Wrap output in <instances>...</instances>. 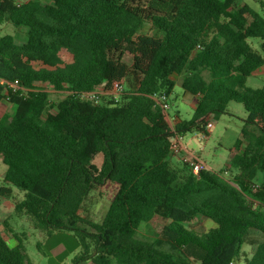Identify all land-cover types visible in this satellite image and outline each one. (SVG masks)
Here are the masks:
<instances>
[{
	"label": "trees",
	"instance_id": "1",
	"mask_svg": "<svg viewBox=\"0 0 264 264\" xmlns=\"http://www.w3.org/2000/svg\"><path fill=\"white\" fill-rule=\"evenodd\" d=\"M237 2L0 0V26L28 29L22 44L0 37V195L22 192L13 215L47 237L73 233L72 264H264V85L247 86L264 66V18ZM174 76L194 112L171 125L161 98L172 95ZM52 91L67 95L55 102ZM231 102L247 118L230 168L193 174L185 161L173 165L172 138L206 132L208 117ZM93 192L110 204L99 223L87 218ZM204 218L215 226L197 234ZM144 224L157 232L153 242L137 237ZM248 241L255 252L241 259ZM0 264H31L9 218Z\"/></svg>",
	"mask_w": 264,
	"mask_h": 264
},
{
	"label": "rangeland",
	"instance_id": "2",
	"mask_svg": "<svg viewBox=\"0 0 264 264\" xmlns=\"http://www.w3.org/2000/svg\"><path fill=\"white\" fill-rule=\"evenodd\" d=\"M21 1V0H16ZM47 1V0H43ZM248 6L253 14L264 18V0H238L236 7ZM251 20V17H249ZM27 27H15L11 23H5L0 26V37L6 34L14 36L16 43L22 44L27 40ZM144 33L152 34L150 28H146ZM253 48L259 49L260 43L256 40L249 41ZM127 64H132V59L129 56H124L123 59ZM206 80L210 79V74L207 71L203 72ZM176 86L167 102L170 105L168 110V120L171 125H175L176 115L179 114L182 120H190L194 112V105L190 96L181 88L183 76H174ZM264 85V66L256 71L247 79V86L251 88H261ZM67 95L66 92H51V99L55 102L63 99ZM247 112L244 106L239 103L231 102L228 105L227 112L220 115L218 118L209 116L211 126L207 136L204 138L203 133L194 131L187 133L181 137L180 142L184 148L179 155L183 159L179 160V155H172L171 161L173 165H178L185 158H196L206 163L207 169L211 173H219L230 168V151L234 148L236 142L242 139L241 130L245 124ZM250 130H257L249 127ZM103 162L102 155H99L95 164L101 166ZM6 165L0 159V187L3 184L4 172H6ZM230 174H225L229 177ZM22 192L13 188V192L9 196L0 195V224L9 218V223L14 231L20 234L26 244L28 255L31 264H72L73 257L79 252L77 239L73 233L56 232L52 237H47L38 230H35L32 223L27 217H16L13 215V205L17 201L23 200ZM109 202L105 196H100L97 192L90 194L86 201L87 218L93 222L99 223L103 220L105 213L109 208ZM213 222L209 219H203L202 224L197 228V234L207 232L212 227ZM81 227L91 230L87 225ZM157 232L143 225L139 230L137 237L143 241L153 242L156 238ZM3 237L11 246L16 245V240L3 232ZM257 236H253L256 239ZM248 241L243 245L240 256L241 259L251 257L255 252L256 246L249 244ZM38 244H40L38 246ZM166 251H171L169 246H163ZM83 264H92L91 262ZM241 264V263H240Z\"/></svg>",
	"mask_w": 264,
	"mask_h": 264
},
{
	"label": "built area",
	"instance_id": "3",
	"mask_svg": "<svg viewBox=\"0 0 264 264\" xmlns=\"http://www.w3.org/2000/svg\"><path fill=\"white\" fill-rule=\"evenodd\" d=\"M113 93L114 96L119 97L123 91H124V82L123 81H118L113 83ZM102 90L101 89H97L95 92L91 93V94H87L86 97L88 98H96L98 94H101ZM167 97L163 96L161 98V107L162 109L167 113L168 115V110L170 108V105L167 102ZM169 117V115H168ZM209 118V117H208ZM211 122L208 119V124L206 127V132H202L204 135V138L207 136L208 132H209V128L211 126ZM181 137L175 135L172 140H171V153L172 155H179L180 153H182L183 151V147L181 146V142H180ZM186 163H188L190 170L193 174H198L201 171H206L207 169V165L205 162L198 160L196 158H185L184 160ZM228 264H239L238 261L236 259H232Z\"/></svg>",
	"mask_w": 264,
	"mask_h": 264
},
{
	"label": "crops",
	"instance_id": "4",
	"mask_svg": "<svg viewBox=\"0 0 264 264\" xmlns=\"http://www.w3.org/2000/svg\"><path fill=\"white\" fill-rule=\"evenodd\" d=\"M186 94H187V93H186ZM187 96H190V95L187 94ZM190 98H191V97H190ZM179 119H181V118H180L179 114H177V115H176V118L174 119V120H175V123H176L177 121H179ZM181 146H182V145H181ZM0 159H1V157H0ZM180 159H183L182 155H181V156L179 155V160H180ZM1 160H2V159H1ZM4 174H5V172H4ZM205 219H206V218H205ZM214 226H215V225L212 224V227H214ZM212 227H211V228H212Z\"/></svg>",
	"mask_w": 264,
	"mask_h": 264
}]
</instances>
